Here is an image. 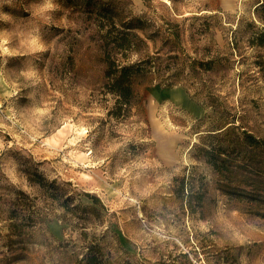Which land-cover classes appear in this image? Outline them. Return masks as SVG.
Returning a JSON list of instances; mask_svg holds the SVG:
<instances>
[{
    "label": "rangeland",
    "instance_id": "1",
    "mask_svg": "<svg viewBox=\"0 0 264 264\" xmlns=\"http://www.w3.org/2000/svg\"><path fill=\"white\" fill-rule=\"evenodd\" d=\"M259 1L116 0L181 33L178 82L141 80L116 118L78 0H0V264H82L89 244L104 264H264ZM34 169L87 212L49 202ZM19 191L35 219L21 240L6 220Z\"/></svg>",
    "mask_w": 264,
    "mask_h": 264
},
{
    "label": "trees",
    "instance_id": "2",
    "mask_svg": "<svg viewBox=\"0 0 264 264\" xmlns=\"http://www.w3.org/2000/svg\"><path fill=\"white\" fill-rule=\"evenodd\" d=\"M115 1L78 0V4L85 9L95 27L101 60L104 64V89L112 96L114 102L110 115L118 118L127 116L135 99V88L141 80L159 76L160 85L166 86L178 82L180 56L176 54L178 49L175 46H179L181 42V33L178 24L165 22L164 27H156L146 16L135 15L131 12L125 15L123 10L117 7ZM258 3L256 14L264 23V0ZM259 37H264V32H261ZM259 42L262 43V40ZM163 53L167 55L166 59L174 61L164 65V58L161 56ZM210 65L211 60L207 62L193 60L190 68L191 71L197 67L208 70ZM170 70L172 73L164 78ZM229 123L234 124V121ZM225 127V124L220 126L214 130L219 132L210 135L218 136L222 131H229L230 126ZM245 134L251 139L249 134ZM214 164L216 166V163ZM27 180L45 193L49 202H57L65 213L87 212V207H83L80 203L73 205L70 202L73 196L64 195L65 190L57 184L56 180L46 179L37 169H34L31 174L28 173ZM16 194L21 195V198L14 199L6 220H8V235L21 240L24 230L34 225L35 219L29 206L24 203L28 196L22 191ZM84 195L93 203L101 204L96 196L89 193H84ZM91 210L96 212L93 208ZM81 263L104 264L97 244H89L86 247Z\"/></svg>",
    "mask_w": 264,
    "mask_h": 264
},
{
    "label": "clouds",
    "instance_id": "3",
    "mask_svg": "<svg viewBox=\"0 0 264 264\" xmlns=\"http://www.w3.org/2000/svg\"><path fill=\"white\" fill-rule=\"evenodd\" d=\"M43 8L44 9H47V10H55V6L50 2V0H46L45 4L43 5ZM33 43H36V41L34 40ZM37 51H44L45 48L44 46L41 44V45H38ZM23 74V73H22Z\"/></svg>",
    "mask_w": 264,
    "mask_h": 264
}]
</instances>
